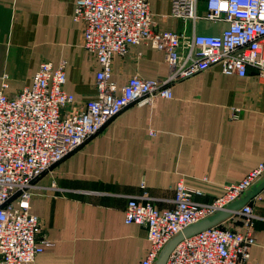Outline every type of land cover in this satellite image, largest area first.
<instances>
[{
	"label": "crops",
	"instance_id": "crops-1",
	"mask_svg": "<svg viewBox=\"0 0 264 264\" xmlns=\"http://www.w3.org/2000/svg\"><path fill=\"white\" fill-rule=\"evenodd\" d=\"M207 2L198 0L199 15ZM75 6L76 0H0V90L6 85L16 94L32 85L43 61L55 68L66 61L65 90L81 104L95 94L100 66L84 49ZM150 11L159 28L181 34H219L227 26L173 16L172 0H150ZM168 72L165 52L141 44L114 57L111 79L120 90L135 74L158 79ZM172 89V98L126 107L37 180L31 212L54 242L38 264H142L151 243L146 226L125 221L132 197L147 190L157 206L173 207L182 181L202 191L197 201L210 202L264 162V84L255 68L239 76L214 66ZM250 204L256 243L247 264H264V189ZM234 224L241 230L240 221Z\"/></svg>",
	"mask_w": 264,
	"mask_h": 264
},
{
	"label": "built area",
	"instance_id": "built-area-1",
	"mask_svg": "<svg viewBox=\"0 0 264 264\" xmlns=\"http://www.w3.org/2000/svg\"><path fill=\"white\" fill-rule=\"evenodd\" d=\"M172 0V15L208 22L224 21L219 34H181L158 27L150 0H76L74 17L83 26V46L100 68L96 92L82 104L65 90L64 61L57 68L43 61L30 87L8 94L0 90V264H38L54 242L42 235L40 218L31 212L37 180L90 141L126 107L172 98L174 83L219 66L225 75L247 76L249 68L264 84V0ZM141 44L163 50L166 77L132 76L120 90L111 78L113 60ZM264 175V162L241 181L227 184L210 202H199L184 182L175 187V205L161 208L147 190L132 197L125 221L146 226L151 243L142 264H155L165 245L189 225L238 199ZM145 189V184L142 185ZM248 203L227 221L186 238L166 264H247L256 235ZM235 221L241 222L239 230Z\"/></svg>",
	"mask_w": 264,
	"mask_h": 264
},
{
	"label": "water",
	"instance_id": "water-1",
	"mask_svg": "<svg viewBox=\"0 0 264 264\" xmlns=\"http://www.w3.org/2000/svg\"><path fill=\"white\" fill-rule=\"evenodd\" d=\"M264 189V175L243 193L238 199L234 200L224 209L217 210L216 212L208 215L207 217L195 222L183 231L175 235L163 248L155 264H166L173 250L188 237L196 235L208 228L219 225L238 212L246 204L250 203L262 190Z\"/></svg>",
	"mask_w": 264,
	"mask_h": 264
}]
</instances>
